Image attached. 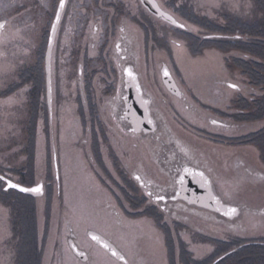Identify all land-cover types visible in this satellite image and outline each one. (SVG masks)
<instances>
[{"label": "rangeland", "instance_id": "rangeland-1", "mask_svg": "<svg viewBox=\"0 0 264 264\" xmlns=\"http://www.w3.org/2000/svg\"><path fill=\"white\" fill-rule=\"evenodd\" d=\"M51 1L41 0L40 8L36 0H0V18L7 20L0 43V171L25 186L33 179L37 182L51 176L54 187L50 198L45 195L32 203L0 189V264H36L38 256L40 264H122L93 246L87 236L89 228L111 238L133 264H182L179 259L184 250L202 260L215 253L214 239L232 240L228 246L247 240L264 242V213L259 210L264 207V179L250 188L242 187L246 178L254 175L243 172L240 177L225 170L215 158L216 149L203 150L196 143L194 131L186 133L175 122L173 113L183 112L195 122H188L191 127L201 123V111L196 105L179 109L158 103L159 86L151 80L153 76L144 74L147 69L150 74L153 70L158 73L161 62H168L169 30L160 22L151 21V27L136 0H106L108 5L96 0H69L72 8L59 28L51 58L53 115L51 120L36 119V105L44 96L45 26ZM158 1L166 8L171 1L179 15L176 18L192 31L197 30L199 6L221 5L227 15L230 7V0ZM256 1L240 3H245V8L252 4L255 14ZM95 25L97 33L93 34ZM120 26L124 29L120 30ZM145 26L152 28L154 36L148 43L140 38ZM175 33L177 41L172 42L170 56L175 61H171L191 93H196L202 85L199 43L190 36L181 42ZM121 34L128 38L130 60L155 97L151 111L158 128L153 139L149 135L140 139L125 131L113 117L117 109L108 91L118 82L120 58L115 42ZM23 71L31 77L30 105L24 100L25 90L20 83ZM78 86L83 90L82 98L77 93ZM105 98L107 103L92 107L94 101ZM27 112L33 117L30 121V115L26 119ZM170 133L176 134L180 143ZM157 135L158 140L154 139ZM173 144L186 147L193 160L212 175L223 196L246 203L236 219L222 220L207 212L179 209L177 204L170 206V215L138 198V187L130 181L127 170L145 175L164 189L172 180L165 160ZM54 152L61 183L59 193L55 192ZM69 224L80 244L91 252L89 262L76 259L67 247ZM30 252L31 261L27 260Z\"/></svg>", "mask_w": 264, "mask_h": 264}, {"label": "flooded vegetation", "instance_id": "flooded-vegetation-1", "mask_svg": "<svg viewBox=\"0 0 264 264\" xmlns=\"http://www.w3.org/2000/svg\"><path fill=\"white\" fill-rule=\"evenodd\" d=\"M96 1H99V3H101L102 5L109 4V1L106 2V0ZM244 1L246 2V0H230L228 15L221 9L224 8V6H216L213 4L207 5L204 3V6H199L198 11H196L198 14L197 16L199 18V22L197 30L194 31L188 29L186 26L183 28L173 26L169 24V22L164 21L163 19L150 13L141 4L140 0H136V3L139 7L138 9L141 10L142 14L145 15V18L150 20L151 27L153 25L151 21L156 23L160 22V24H162L166 29L169 30V38L166 37V40L169 41L170 51L169 56L167 55L168 62L166 60H163V62H161V66L158 68V73L154 72L153 70V73L150 74V70L147 69L145 70L146 73L144 74L147 77L153 76L151 80L156 82L159 86L158 92L160 93V100H157L158 103L167 104L169 108H172V106L175 105L179 109H188L189 104L192 107L193 105H196V108L201 111V123H197V125L192 126L191 129L189 123L195 124V122L190 120L189 117H187V114H184L182 110V113H173L175 122H177V124L181 126L186 131V133H188L189 130L194 131L195 136L198 138V142H196L194 139L193 140L203 150H209L208 147L216 149L217 155H215V158L218 160V162L221 163L223 167H225V170L228 169L230 172H236V175L238 174L240 177V173L243 172L251 173L252 175H254L246 178V180L242 184V187L246 186V188H250V186L258 184L261 179H264V159L262 158V154L264 152V138H262L264 137V115L258 116L259 113L262 112L263 114L264 112V5L262 10H259L257 8L254 14V6H252V4H246L245 8V3H240ZM36 2L38 3L40 8L43 7L41 0H36ZM68 2L69 0H65V7L63 9V13L55 35V42L59 33V28L61 27V24H63V22L67 21V17L69 16V12L72 8L71 3L69 4ZM58 3L59 0L51 1V13H49V18L47 21V25H49V27H47V25L45 26V32L47 30V38ZM121 3L123 4L122 6L124 8L125 4L123 2ZM182 3H185V1H183ZM223 3L225 4V1H223ZM182 5H179L178 7L182 8ZM169 6L170 7L166 8L161 5V7L165 11L171 13L174 16L177 15V12L172 7L171 1L169 3ZM0 20L5 21L6 27L7 20L5 18H0ZM96 25L93 28V34L97 33ZM5 27L0 33V43L2 42ZM122 27L120 26L119 29L121 30ZM151 29L152 28H148V26L142 27L143 36L140 38L142 40H145L146 43L153 40L154 38V36L151 35ZM175 32L178 33V38H181V42L187 40L188 36H190L191 38L196 39V42L199 43L198 52L201 60L199 68V80L200 82H202V85L200 86V90H198L196 93H191V89L183 80L184 78H182L180 76V73H177L176 69L174 68L172 61H175V59L173 58V56L172 59L170 58V56L172 55V42L177 41L176 37L173 36V34L176 35ZM178 43H180V41H178ZM117 45H119V48H117ZM115 47L116 53L120 58L118 63V82L116 86L113 84L115 88H112L108 91L111 93V95L110 93H108V96L110 95L111 99H115L114 102L111 101V103H113L115 108L117 109V114L113 115V117L117 118L118 124H120L125 131L131 133L129 131V128H131V124L125 117V108L127 106L126 86L129 78L125 71L126 67H132L135 71L143 95L149 100L150 109L154 105L155 97L153 93L146 87V85L143 84L144 81L142 82L141 80V73H139L135 69V64L130 60L131 53L129 52L130 50L127 36L124 34L118 36V40L115 42ZM209 54L211 60H209ZM0 57H3V55L1 54ZM80 65L81 64H79V67ZM164 67L168 68L173 79L175 80L178 88L177 93H173L167 90V88L165 87L162 79V69H164ZM80 71L81 68H79V76ZM80 82H82L81 79L79 81V85ZM233 84L236 85L235 88L230 87V85ZM23 86L25 90L24 100H27V105H30L31 92L28 85V80L24 82ZM26 86H28L29 88L26 89ZM43 89L44 90L41 92L44 93L42 103L36 105L37 110L35 108L34 109L36 111V119L39 120V118H42L44 121L46 118L45 109H47L45 80ZM77 89V93L81 95L82 98V88L78 86ZM104 96L107 98L106 95ZM106 98L105 101H94L95 105L91 106L98 107L97 105L101 106L107 103L108 99ZM81 108H83V106ZM152 114L156 118V115L154 113ZM29 115L30 113L27 112L26 119L29 118ZM52 115L53 108L51 101V114L47 110V117L49 118V120H51ZM32 118V115H30L29 121ZM212 120H216L217 123L213 124ZM135 135H137L140 139H143L145 137L141 134ZM170 136L173 138V140L179 142V140L176 139V134L170 133ZM186 136L187 138L190 137V135L188 134H186ZM151 137H153V135H150L148 138ZM259 138H261L263 142L262 148H259L256 143ZM154 139L158 140V135ZM185 148V146H181L178 144H173L169 147V153H167L168 159L167 161L165 160V162L169 163V172L172 173V180L170 185L164 187V189L158 188L156 186V183H154L153 180L147 178L145 175L143 176L141 175V173L134 170H127L130 175V181H133L138 187V198L140 200L156 206L164 213L169 212L170 215H173V211L170 206L172 204H177L179 205L178 207H180L179 209L190 208L198 213L207 212L208 214H212L214 217L224 220L217 213L190 205L183 199H175V194L178 188V183L176 181L177 176L182 170L183 165H192L203 170L207 175L210 176L215 187V192L225 203L237 204L240 206V208L246 205V203L240 202L235 198L223 196L222 192L218 188L217 182L215 181V179H213L212 175H210V173H208L203 168L202 164H200L198 161H194L188 150ZM254 167L256 169H254ZM137 176L141 178L139 181L136 180ZM0 177H4L6 179L17 182L11 177V175L4 171H0ZM48 177H43L37 182L33 179L34 181L32 180V183L28 186L38 182H42L44 186L43 196L46 195L48 196L47 198H50L52 193H54V187L52 184V177ZM5 184L6 182L4 179L0 180V189L3 192H14L21 196L20 193L15 189L11 188L5 190ZM55 184V192L59 193L61 183L60 181H57L55 179ZM149 193H151V195H149ZM157 196H163L164 199L157 200ZM259 210L264 213V207L259 208ZM116 211L120 212L119 209H116ZM68 231L69 234H73V239L77 246L86 251L88 256L87 262H89V260L91 259V252L80 244L78 236L73 231L70 224L68 226ZM100 233L103 234L102 232ZM66 235L67 234H65V238L66 241H68L69 235ZM104 236L107 237L106 235ZM107 238L113 242L111 238ZM91 243L93 244V246L102 250L109 258L116 260L103 248L97 246L92 241ZM72 255L77 259L74 254Z\"/></svg>", "mask_w": 264, "mask_h": 264}, {"label": "water", "instance_id": "water-1", "mask_svg": "<svg viewBox=\"0 0 264 264\" xmlns=\"http://www.w3.org/2000/svg\"><path fill=\"white\" fill-rule=\"evenodd\" d=\"M142 4L153 14L156 16L160 17L161 19L169 22L170 24H173L175 26H180L181 23H179L170 13L164 11L159 4L157 3L156 0H140ZM153 4H156L157 7H153ZM62 10L57 8V12H59L60 17L62 14ZM167 17H171V20L168 19ZM60 21V19H59ZM59 21L56 20V14L54 16L52 25L55 24L56 30L55 32L52 31V25L50 28V33L48 37V43H47V48H46V53H45V69H46V84H47V98H48V104L50 107V100H51V51L52 47L54 44V39H55V34L57 31V27L59 24ZM172 21H175L173 23ZM0 23H5V21H0ZM2 29H0L1 32ZM165 71L168 73L165 75ZM133 77L129 76L128 81H127V106H126V119L131 123V130L134 132H143L145 134L148 133H153L156 128V122L150 112L149 108V101L145 98L142 97V91L140 89L138 79L136 77V74L134 71H132ZM162 78L163 82L166 86V88L173 92L177 93V86L175 84V81L172 79L169 70L166 69V67L162 70ZM50 90V91H49ZM149 120L151 123H149ZM184 168H189L191 169V173L184 172ZM57 170V168H56ZM203 173L204 177L202 178L199 173ZM181 177H183V183H181ZM6 181L5 189H9L7 181L10 179H4ZM207 181V183L205 182ZM178 189L175 194V199H183L187 201L190 205L196 206L198 208L202 209H207L211 212L217 213L220 216L224 217L227 220H234L236 219L239 214H240V207L235 204H230V203H225L220 196L215 192V187L213 185V182L210 178L209 175H207L203 170L193 167L191 165H185L178 178ZM12 183L18 184L20 187L19 188H14L23 194L30 195L33 197H39L43 194V184L42 182L33 185V186H24L19 183H16L11 180ZM35 187H40L41 191L40 192H32V191H21L22 188H35ZM215 197L216 199H213ZM229 208H236L237 211L233 215H225V212ZM87 235L90 237L92 240V235H96L100 237V241H95L92 240L94 243L105 249L111 256L116 258L118 261L127 263V258L125 255L106 237L101 235L98 231L90 229L87 232ZM107 243L110 248H105L104 244ZM69 244L73 252L82 260L86 261L87 256L85 251H82L76 247V245L72 242V239H69ZM111 249V250H110ZM113 250L117 253L116 255H113ZM123 256L124 259H120V257Z\"/></svg>", "mask_w": 264, "mask_h": 264}, {"label": "trees", "instance_id": "trees-1", "mask_svg": "<svg viewBox=\"0 0 264 264\" xmlns=\"http://www.w3.org/2000/svg\"><path fill=\"white\" fill-rule=\"evenodd\" d=\"M256 2H257V6L259 10H262L263 5H264V0H257ZM195 21L196 20H194V22ZM255 28H258V27H255ZM21 75H22L21 80L23 79V82H20V83L22 85L24 84V82H26V80L31 78L30 76L29 78L27 77L26 72L24 75V71L22 72ZM259 115L260 116L264 115V112L263 114L262 112L259 113L258 116ZM256 143L259 146V148H262L263 142L261 138H259L256 141ZM262 158L264 159V152L262 154ZM23 197H27V196H23ZM29 200L31 201V203L33 202L31 198H29ZM213 241L215 242V247H216L215 253L213 255H210L202 260L201 259L199 260L191 256L192 254L189 250H184L179 260L181 261L182 264H264V242H257L255 240H247V241L237 243L234 246L230 245L231 246L230 247L228 246V243L232 244L231 242L232 240L214 239ZM27 256L28 254L25 255L26 259H27ZM37 258L38 260H35L36 264H40L39 262L40 256H38ZM31 259H32V255L30 252V257L27 260L31 261ZM31 264H34L33 261H31Z\"/></svg>", "mask_w": 264, "mask_h": 264}, {"label": "snow or ice", "instance_id": "snow-or-ice-1", "mask_svg": "<svg viewBox=\"0 0 264 264\" xmlns=\"http://www.w3.org/2000/svg\"><path fill=\"white\" fill-rule=\"evenodd\" d=\"M65 7V0H59V8L60 9H63ZM153 7H157V5L156 4H153ZM168 19H170L171 20V17H167ZM59 19H60V14H59V12H57L56 13V20L57 21H59ZM173 23H175V21H172ZM5 27V24L4 23H0V29H3ZM180 27H183V25H180ZM55 30H56V26H55V24H53L52 25V31L53 32H55ZM121 30H123V29H121ZM117 48H119V45H117ZM126 72H127V74L130 76V77H133V73H132V71H131V69H126L125 70ZM168 73L165 71V75H167ZM134 78V77H133ZM230 87H233V88H235L236 87V85H230ZM50 91V90H49ZM149 123H151V121L149 120ZM212 123L213 124H216L217 123V121L216 120H212ZM191 169H189V168H184V172H187V173H191ZM199 175L203 178L204 177V174L201 172V173H199ZM2 179H5L4 177H0V180H2ZM141 178L139 177V176H137L136 177V180H140ZM205 182L207 183V181L205 180ZM181 183H183V177H181ZM7 184H8V187H10V188H19L20 186L18 185V184H14V183H12L11 182V180H8L7 181ZM21 191H32V192H40L41 191V188L40 187H35V188H22L21 189ZM149 195H151V193H149ZM164 199V197L163 196H157V200H163ZM213 199H216L215 197H213ZM236 211H237V209L236 208H229L226 212H225V215H233V214H235L236 213ZM92 240H95V241H100V237H98V236H96V235H92ZM104 247L105 248H110V246L107 244V243H105L104 244ZM111 250V249H110ZM117 253L113 250V255H116ZM120 259H124V257L123 256H121L120 257Z\"/></svg>", "mask_w": 264, "mask_h": 264}]
</instances>
